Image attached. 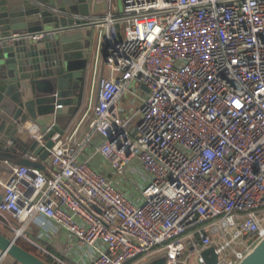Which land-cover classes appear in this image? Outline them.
Here are the masks:
<instances>
[{
  "label": "built area",
  "instance_id": "obj_1",
  "mask_svg": "<svg viewBox=\"0 0 264 264\" xmlns=\"http://www.w3.org/2000/svg\"><path fill=\"white\" fill-rule=\"evenodd\" d=\"M122 1L120 13L85 17L105 49L84 140L99 139L94 152L116 175L138 163L139 198L67 137L41 168L13 164L0 176V225L57 264H187L189 254L205 264L210 245L214 264H238L264 235V0ZM131 82L145 93L126 118L119 99ZM24 131L42 142L34 121ZM32 225L67 231L87 261L52 253Z\"/></svg>",
  "mask_w": 264,
  "mask_h": 264
},
{
  "label": "water",
  "instance_id": "obj_2",
  "mask_svg": "<svg viewBox=\"0 0 264 264\" xmlns=\"http://www.w3.org/2000/svg\"><path fill=\"white\" fill-rule=\"evenodd\" d=\"M111 5V0H0V171L10 173L13 164L42 167L55 144L52 137L64 134L80 107L84 58L96 54L95 24L85 17L103 14ZM104 49L101 43V57ZM28 119L39 126L42 142L18 133ZM5 128L13 141L26 143L21 154L4 144ZM0 249L12 264H49L2 231ZM200 255L205 264L217 260L213 245ZM145 264H165V256ZM238 264H264V235Z\"/></svg>",
  "mask_w": 264,
  "mask_h": 264
},
{
  "label": "crops",
  "instance_id": "obj_3",
  "mask_svg": "<svg viewBox=\"0 0 264 264\" xmlns=\"http://www.w3.org/2000/svg\"><path fill=\"white\" fill-rule=\"evenodd\" d=\"M95 57L96 55L93 58L90 57V59L84 58L83 68L79 71V74H78V77H80L81 83H82V80H83L82 76L84 75L83 70H84L85 62L87 59H89L90 63L88 67L91 73L85 81L86 88H85L84 98H83L84 108L81 114L76 119H72L70 121V123L67 125V128L65 129L64 134L59 139H57V141H55L53 149L58 152H64L68 148L69 143H70L67 137H69L70 139L72 138L79 139L80 141H82V156L88 159L90 165L93 168L100 170L105 176H107L111 181H113L120 189H122L124 192L129 194V196L132 199L136 200L139 198L138 193L142 187L141 181L137 177V175L140 173L137 171L134 173H130L131 172L130 168L133 165L134 166H137V165H135V163H130L125 167V173L123 175H116L112 171L111 167L100 156H98L94 152V147L98 143L99 139L95 137L92 139L90 143L85 142L84 140L85 134L89 132L88 118L95 104L97 87H98V82H99V77H100L99 75L102 70L101 69L102 58L100 57V61L99 63H97V68H96ZM135 86H137L136 83H135ZM135 86H133V89H132L133 94L139 90L141 91L140 95H143L145 93L144 87H138L137 89ZM125 90L122 93L120 99L124 97L125 92H126ZM120 99H119V104H120ZM86 116L88 117L86 118L87 120L85 119ZM11 135H12L11 133L5 135L4 143H5V139L10 138ZM17 136H18V133L16 134L15 137L17 138ZM24 144L26 143L19 138V139H15L13 144L8 147L10 148L13 147L17 153L21 154L22 152L21 148L24 146ZM26 156L30 159L33 158L34 160H37L36 158L29 156V154H27ZM8 174L9 173H7L6 171H0L1 177H7ZM1 193H2V189L0 187V194ZM48 229L49 231H53L52 227L50 226L48 227ZM32 234H35L39 240L34 239L31 236ZM28 235L34 240L43 242V244L46 246L48 250H50L52 253L58 256L61 255L60 254L61 252L70 260L76 261L78 263H83L87 261V257L85 256L86 248L85 247L79 248L76 245L75 239L73 238V236H71L69 233H67V231L63 229H57V231L55 232H49V233L45 232L39 235L38 227L36 225H32L29 228ZM187 264H191L189 262V257H188Z\"/></svg>",
  "mask_w": 264,
  "mask_h": 264
},
{
  "label": "rangeland",
  "instance_id": "obj_4",
  "mask_svg": "<svg viewBox=\"0 0 264 264\" xmlns=\"http://www.w3.org/2000/svg\"><path fill=\"white\" fill-rule=\"evenodd\" d=\"M111 4H112L111 5V9H112V11L114 13H120L122 11V9H123V1L122 0H111ZM100 36H101V33L98 32V34L96 35V39H95L96 40V42H95V49H96L95 66H96V68H97V63H99L100 57H101V41H100ZM95 70H97V69H95ZM133 86H135V83L134 82H131L129 84V87L125 90L126 92H125L124 97H122L120 99V104L119 105H120V109L122 110V113H123L122 116H125L126 118L129 116V113L131 111H134L137 107H139L141 105V99L139 98V94L141 93V91L140 90L137 91V94L138 95L134 96L133 91H132ZM135 87L138 89L137 86H135ZM139 117H140V113H138V115L136 116V118L132 121V125L135 124L138 121ZM86 118H88V117L86 116L85 119ZM5 131H6V135L9 134V130L7 128H5ZM131 163H135V165H137V166H134L133 165L130 168V171H131L130 173H134L136 171L140 173V171L138 170V166H139L138 163L135 160L132 161ZM132 169L133 170L137 169V170L133 171ZM1 228L8 235H10L9 232L5 229V227L2 226ZM31 236L34 239H38V237H36L35 234H32ZM41 243L43 244V242H41ZM41 253H43L44 256H46L43 251ZM60 254H61L60 256H62L63 258L69 259L64 254H62L61 252H60ZM157 254H159V253H157ZM189 256H190L189 257V262L191 264H199L198 261H197L196 254H189ZM8 263L9 264H12L13 262H12V260H8ZM54 264H57V263H54ZM137 264H144V263H143V261H140Z\"/></svg>",
  "mask_w": 264,
  "mask_h": 264
},
{
  "label": "trees",
  "instance_id": "obj_5",
  "mask_svg": "<svg viewBox=\"0 0 264 264\" xmlns=\"http://www.w3.org/2000/svg\"><path fill=\"white\" fill-rule=\"evenodd\" d=\"M89 59L86 60L85 62V66H84V75L82 76L83 80H82V85H81V91H80V98H79V104L80 107L79 109L75 112L74 116L72 119H76L82 112L83 108H84V92H85V88H86V84L85 81L87 79V77L90 75L91 71L89 69ZM2 226L0 225V231H2L3 233H5L6 235H8L4 230H2L1 228ZM10 236V235H8ZM17 243L20 244L21 246H23L24 248H26L27 250L35 253L36 255H38L39 257H41L43 260H45L46 262H48L49 264H54V262L47 256H44L43 253H41L34 245H32L31 243L19 238L17 239Z\"/></svg>",
  "mask_w": 264,
  "mask_h": 264
}]
</instances>
